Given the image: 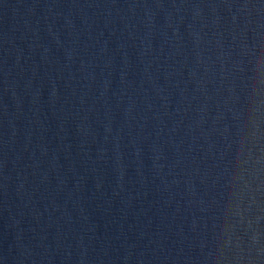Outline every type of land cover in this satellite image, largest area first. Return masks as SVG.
<instances>
[{"label": "water", "instance_id": "water-1", "mask_svg": "<svg viewBox=\"0 0 264 264\" xmlns=\"http://www.w3.org/2000/svg\"><path fill=\"white\" fill-rule=\"evenodd\" d=\"M0 264H264V0H0Z\"/></svg>", "mask_w": 264, "mask_h": 264}]
</instances>
